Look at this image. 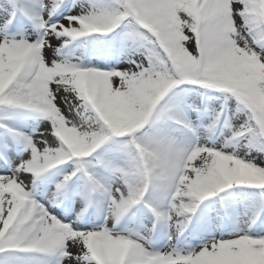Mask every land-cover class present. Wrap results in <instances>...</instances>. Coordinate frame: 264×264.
I'll list each match as a JSON object with an SVG mask.
<instances>
[{"label": "snow or ice", "instance_id": "obj_1", "mask_svg": "<svg viewBox=\"0 0 264 264\" xmlns=\"http://www.w3.org/2000/svg\"><path fill=\"white\" fill-rule=\"evenodd\" d=\"M0 264H264V0H0Z\"/></svg>", "mask_w": 264, "mask_h": 264}]
</instances>
